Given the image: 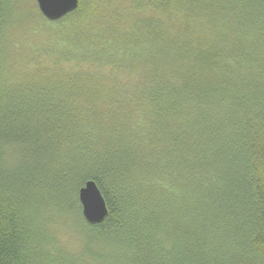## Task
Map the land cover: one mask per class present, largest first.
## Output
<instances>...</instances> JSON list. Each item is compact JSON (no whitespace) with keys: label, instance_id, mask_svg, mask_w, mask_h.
Segmentation results:
<instances>
[{"label":"trees","instance_id":"obj_1","mask_svg":"<svg viewBox=\"0 0 264 264\" xmlns=\"http://www.w3.org/2000/svg\"><path fill=\"white\" fill-rule=\"evenodd\" d=\"M131 1L41 13L120 42L113 66L141 76L114 94L83 69L10 78L0 0V264H264V0ZM89 179L100 223L82 214Z\"/></svg>","mask_w":264,"mask_h":264},{"label":"rangeland","instance_id":"obj_2","mask_svg":"<svg viewBox=\"0 0 264 264\" xmlns=\"http://www.w3.org/2000/svg\"><path fill=\"white\" fill-rule=\"evenodd\" d=\"M101 1L105 3L106 11L113 12L114 15H117V11L123 13L122 11L125 9L128 10L127 2H133L131 0ZM13 6L16 16L7 28L5 45L8 57L7 66L11 71L10 78H22L21 76L26 71L34 73L39 69L45 70L47 68H52L57 73L63 72L64 76L71 71L83 69L88 74L101 76L105 88L112 90L114 94L118 92L129 93L131 89L127 82H137L140 78L141 70L134 72L113 66L111 57L121 58L126 55L124 48H118L119 45H115L120 42L115 41L113 36H103L109 41L107 46L99 45L98 41L92 42V46L88 41L78 40L74 37V35L77 36L73 33V30L78 29L77 24L71 26L65 22L52 23L49 21L51 26H48L46 24L48 20L41 14L36 0H15ZM130 8L132 9L131 5ZM42 16L47 21L42 20ZM119 24L121 22H115L111 26H120ZM81 33L87 40L93 38L87 36L84 30ZM90 47H92L91 51L89 50ZM62 50L66 51V56H62ZM97 103L99 102L92 104L96 106ZM96 107L100 109L106 106L100 103ZM109 107L112 106L109 105ZM54 230L59 243L64 244L63 246L68 251L79 249L81 235L73 228L69 229L57 224Z\"/></svg>","mask_w":264,"mask_h":264},{"label":"water","instance_id":"obj_3","mask_svg":"<svg viewBox=\"0 0 264 264\" xmlns=\"http://www.w3.org/2000/svg\"><path fill=\"white\" fill-rule=\"evenodd\" d=\"M41 13L49 20H58L79 6L80 0H36ZM82 214L90 223H100L108 215L107 201L97 182L89 179L79 189Z\"/></svg>","mask_w":264,"mask_h":264}]
</instances>
